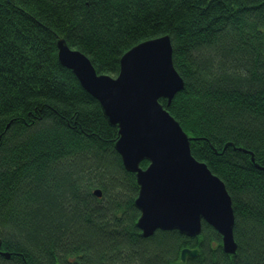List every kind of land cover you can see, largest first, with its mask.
<instances>
[{"label": "trees", "instance_id": "1", "mask_svg": "<svg viewBox=\"0 0 264 264\" xmlns=\"http://www.w3.org/2000/svg\"><path fill=\"white\" fill-rule=\"evenodd\" d=\"M165 35L184 89L160 102L232 197L235 256L206 223L142 236L118 128L57 58L117 76ZM0 264H264V0H0Z\"/></svg>", "mask_w": 264, "mask_h": 264}, {"label": "water", "instance_id": "2", "mask_svg": "<svg viewBox=\"0 0 264 264\" xmlns=\"http://www.w3.org/2000/svg\"><path fill=\"white\" fill-rule=\"evenodd\" d=\"M57 49L59 63L73 72L98 101L108 123L118 128L115 149L125 169L136 175L139 187L134 204L140 211L136 226L142 236L176 230L194 238L206 223L221 235L224 252L235 256L232 197L208 165L193 156L194 138L160 102L166 99L170 104L184 89V79L174 66L170 36L146 40L128 50L117 76L98 74L91 60L65 39H58ZM95 195L100 197L101 190ZM198 255V249L186 248L181 259Z\"/></svg>", "mask_w": 264, "mask_h": 264}]
</instances>
